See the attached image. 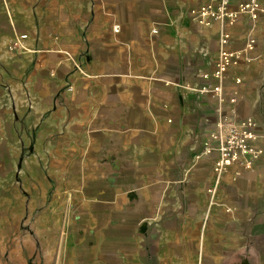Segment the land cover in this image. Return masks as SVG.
I'll use <instances>...</instances> for the list:
<instances>
[{"label":"crops","instance_id":"crops-1","mask_svg":"<svg viewBox=\"0 0 264 264\" xmlns=\"http://www.w3.org/2000/svg\"><path fill=\"white\" fill-rule=\"evenodd\" d=\"M199 1L0 0V230L28 209L16 162L50 159L56 264H264V0L208 24ZM221 48L236 61L198 76ZM248 116L257 155L212 168L216 123Z\"/></svg>","mask_w":264,"mask_h":264},{"label":"rangeland","instance_id":"rangeland-1","mask_svg":"<svg viewBox=\"0 0 264 264\" xmlns=\"http://www.w3.org/2000/svg\"><path fill=\"white\" fill-rule=\"evenodd\" d=\"M49 160L16 162L14 187L21 193L22 204L26 196L28 209L22 207V213L13 216V227L0 230V264H56L61 222L69 212L64 206L67 195L56 190L58 182H65L56 179Z\"/></svg>","mask_w":264,"mask_h":264},{"label":"built area","instance_id":"built-area-1","mask_svg":"<svg viewBox=\"0 0 264 264\" xmlns=\"http://www.w3.org/2000/svg\"><path fill=\"white\" fill-rule=\"evenodd\" d=\"M230 0H200L192 6L190 11L191 19L198 23L208 24L211 20L228 19L231 23L241 12H248L256 17L260 10V0H245L237 4L235 9H229ZM27 33L19 32L17 37L11 39L7 45V51L11 54H18L22 51V43L27 38ZM226 36L221 39V43L226 42ZM253 39L248 43L251 47ZM237 54L234 51L221 48L218 51V57L214 61V68L211 70L199 69L198 76L207 79L221 78L226 72L228 66L236 61ZM200 92H209L218 94L221 86L217 84H208L199 88ZM254 119L250 116L237 121H222L216 123V128L211 132L203 147V155H213L211 159L212 168L222 171L229 168L232 164L240 162L246 158L245 166L250 165L252 157L256 156L258 151L253 145L256 133L253 129ZM198 154L197 157H201Z\"/></svg>","mask_w":264,"mask_h":264}]
</instances>
